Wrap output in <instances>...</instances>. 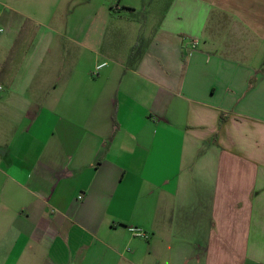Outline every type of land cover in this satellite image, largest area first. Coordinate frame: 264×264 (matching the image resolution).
I'll return each mask as SVG.
<instances>
[{"label":"crops","instance_id":"obj_1","mask_svg":"<svg viewBox=\"0 0 264 264\" xmlns=\"http://www.w3.org/2000/svg\"><path fill=\"white\" fill-rule=\"evenodd\" d=\"M19 2L0 0V264H264V0H172L93 73Z\"/></svg>","mask_w":264,"mask_h":264},{"label":"rangeland","instance_id":"obj_2","mask_svg":"<svg viewBox=\"0 0 264 264\" xmlns=\"http://www.w3.org/2000/svg\"><path fill=\"white\" fill-rule=\"evenodd\" d=\"M20 1V0H19ZM19 7L25 14L60 34L51 41L52 51L62 54V60L80 57L87 60L93 73L95 65L109 63L111 59L129 58L137 38L145 36L157 27L160 15L164 14L172 0H21ZM134 7L132 23L120 20L114 9L121 5ZM128 10V9H127ZM120 11L130 19L129 10ZM34 27L25 20V28ZM43 32V31H41ZM52 37V36H51ZM83 39L88 51L75 46L74 41ZM81 50V52H80ZM67 55V56H66ZM106 65V64H105ZM95 72H97L95 68Z\"/></svg>","mask_w":264,"mask_h":264},{"label":"built area","instance_id":"obj_3","mask_svg":"<svg viewBox=\"0 0 264 264\" xmlns=\"http://www.w3.org/2000/svg\"><path fill=\"white\" fill-rule=\"evenodd\" d=\"M0 32H1V30H0ZM103 66H105V64H101L100 66H98L97 67V70L100 69V68H102ZM133 232L136 233V235H138L139 237H141L143 239H147V235L144 234L143 232H141V231H135V230H133Z\"/></svg>","mask_w":264,"mask_h":264},{"label":"trees","instance_id":"obj_4","mask_svg":"<svg viewBox=\"0 0 264 264\" xmlns=\"http://www.w3.org/2000/svg\"><path fill=\"white\" fill-rule=\"evenodd\" d=\"M129 10H132V9H129ZM137 54H138V50L137 49H134L133 52L130 55L131 56V59L135 58V56H137ZM220 119H222V118H220Z\"/></svg>","mask_w":264,"mask_h":264}]
</instances>
